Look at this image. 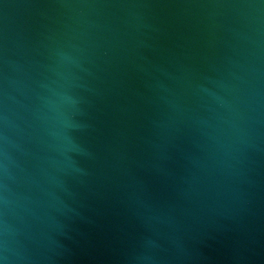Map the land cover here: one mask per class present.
I'll list each match as a JSON object with an SVG mask.
<instances>
[{
	"label": "water",
	"instance_id": "water-1",
	"mask_svg": "<svg viewBox=\"0 0 264 264\" xmlns=\"http://www.w3.org/2000/svg\"><path fill=\"white\" fill-rule=\"evenodd\" d=\"M0 264H264V0H0Z\"/></svg>",
	"mask_w": 264,
	"mask_h": 264
}]
</instances>
